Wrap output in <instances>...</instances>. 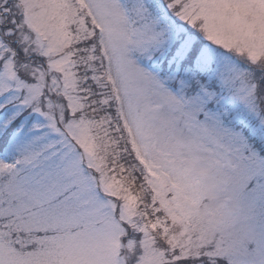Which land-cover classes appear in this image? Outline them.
I'll return each mask as SVG.
<instances>
[{"label":"snow or ice","instance_id":"1","mask_svg":"<svg viewBox=\"0 0 264 264\" xmlns=\"http://www.w3.org/2000/svg\"><path fill=\"white\" fill-rule=\"evenodd\" d=\"M0 264H264V0H0Z\"/></svg>","mask_w":264,"mask_h":264}]
</instances>
